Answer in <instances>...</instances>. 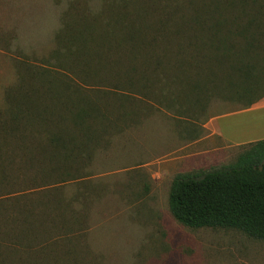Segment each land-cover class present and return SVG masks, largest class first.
Masks as SVG:
<instances>
[{
	"label": "trees",
	"instance_id": "16d2710c",
	"mask_svg": "<svg viewBox=\"0 0 264 264\" xmlns=\"http://www.w3.org/2000/svg\"><path fill=\"white\" fill-rule=\"evenodd\" d=\"M116 8L111 5L107 26L90 6L76 16L65 11L56 36L61 60L70 62L63 71L107 65L118 76L120 106L139 96L174 108L177 117L187 104L204 109L217 96L246 109L264 97V0H133L121 13ZM34 68L31 82L26 77L8 93L13 108L0 129L17 142L0 146L8 155L0 161V192L21 194L0 199V264H58L53 248H70L80 231L73 200H65L59 185L84 177L81 166L100 139L93 122L104 128L111 122L105 114L101 121L102 107L66 71ZM118 112L114 119L124 122L128 115ZM169 209L192 229H230L264 240V139L232 164L176 176ZM68 250L63 257L70 258Z\"/></svg>",
	"mask_w": 264,
	"mask_h": 264
},
{
	"label": "rangeland",
	"instance_id": "374dc122",
	"mask_svg": "<svg viewBox=\"0 0 264 264\" xmlns=\"http://www.w3.org/2000/svg\"><path fill=\"white\" fill-rule=\"evenodd\" d=\"M130 1L0 0V129L8 125L5 113L13 108L8 93L24 78L32 81L30 66L36 72L41 67L66 69L62 65L69 60H61L57 49L62 44L56 40L65 11L76 16L90 6L93 13H103L101 22L107 26L111 5L118 14ZM92 65L96 68L82 73L63 72L102 107L98 117H108L110 131L100 120L93 122L100 139H95L90 163L81 166L84 177L59 185L65 200H73L74 228L80 231L75 228L70 248H53L56 262L64 264V258L70 264H264V240L230 229H192L169 209L176 176L232 164L251 143L264 139V97L249 111L217 96L204 109L187 104L188 112L177 117L174 108L166 110L143 98L142 102L139 96L122 98L120 106L116 73L107 65ZM120 109L128 115L124 122L114 119ZM8 144L17 142L0 135V146ZM3 151L0 161L8 156ZM1 192L0 199L7 201L21 195ZM32 194L40 196L37 191ZM65 249H70V258L63 257Z\"/></svg>",
	"mask_w": 264,
	"mask_h": 264
},
{
	"label": "crops",
	"instance_id": "0c3cea01",
	"mask_svg": "<svg viewBox=\"0 0 264 264\" xmlns=\"http://www.w3.org/2000/svg\"><path fill=\"white\" fill-rule=\"evenodd\" d=\"M263 101H264V100H263ZM262 105L264 106V103H262ZM247 110H249V111H250V110H253V109H251V107H250V108H248Z\"/></svg>",
	"mask_w": 264,
	"mask_h": 264
}]
</instances>
